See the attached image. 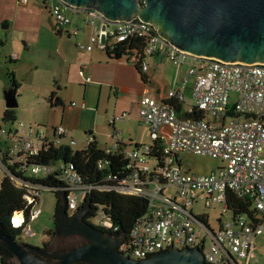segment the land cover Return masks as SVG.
I'll return each mask as SVG.
<instances>
[{
    "label": "built area",
    "instance_id": "obj_1",
    "mask_svg": "<svg viewBox=\"0 0 264 264\" xmlns=\"http://www.w3.org/2000/svg\"><path fill=\"white\" fill-rule=\"evenodd\" d=\"M19 1L21 4L29 2ZM40 1L59 26L71 23L67 15L68 8L75 12L81 9L62 0ZM84 10L89 25L100 24L98 32L91 35L90 42L82 45L88 51L96 44L104 49L106 46L113 49L122 41L138 39L143 47L141 52L134 51L130 56L134 63L141 56L144 59L147 55L166 57L177 66L192 61L181 87L186 86L190 77L194 78V106L190 112L197 108L203 114V117L198 118L179 116L171 104L174 100L182 101L183 95L178 90L169 92L168 99L164 101L145 95L139 104V117L149 129L150 140L162 141L164 166L154 169L148 165L150 144L127 148L119 134L114 135V144L105 149L110 153L124 148L132 172L119 185L104 186L101 189H115L120 193L144 196L149 200L148 210L133 228L130 242H121L119 250L130 257L133 255L136 260H142L173 248H200L206 263L210 262L207 264H234L231 256L238 263V260L247 263L255 256L256 237L264 232V63H224L215 58L195 56L178 50L160 36L153 24L145 23L139 17L131 21H113L96 9ZM103 26H106L105 30ZM101 34L106 36L104 44L101 42ZM143 59L140 61V69L146 71L148 66ZM79 75L84 82L91 81L84 70ZM71 105L77 104L71 102ZM81 106L85 107V103ZM127 116V112L115 114L109 117L108 122L114 124ZM1 126L0 123V164L5 170V176L11 177L18 187L26 189L24 200L26 207H31L29 223L24 225V211L17 212L11 223L12 226L13 222L16 223L13 227L23 226V232H30V222L40 215L42 195L49 187L14 176L3 161L4 154L7 153L11 158V163L24 162L26 158L44 149L49 138L57 146L75 147L77 140L69 135V130L62 124L53 127L51 132L46 128L34 130L22 123L14 131H5ZM3 134L7 135L9 143L4 144ZM93 141L94 137L88 134L84 148ZM179 152L210 156L221 160L222 164L208 175H196L180 163ZM24 167L27 168L26 165ZM30 170L33 174L42 173L45 176L61 172V178L69 184L64 194L70 217L79 211L86 194L93 189L92 186L83 185L79 175L61 162L56 166L34 165ZM153 171L156 176L149 178ZM160 179L166 183H160ZM169 187L174 188V193H167ZM231 196L250 200L260 215V222L233 216L227 223L220 220L214 229L208 222H203L187 210L183 203L195 204L202 200L206 208L213 203H221L226 212L229 211L228 200ZM102 226L111 227L112 224L103 221ZM207 237L212 244L210 251L204 250ZM130 249L131 252H128Z\"/></svg>",
    "mask_w": 264,
    "mask_h": 264
},
{
    "label": "crops",
    "instance_id": "obj_2",
    "mask_svg": "<svg viewBox=\"0 0 264 264\" xmlns=\"http://www.w3.org/2000/svg\"><path fill=\"white\" fill-rule=\"evenodd\" d=\"M84 9L75 12L68 8L71 23L59 26L40 0L27 4L0 0V82L6 84L7 73H14L19 83L17 101L22 97V83L36 84L33 102H38L42 118L51 130L59 124L65 126L81 145L78 149L86 146L88 134L103 150L114 144L115 134L129 146L148 144L150 137L143 141L134 123L138 120L149 132L139 117L141 99L150 95L164 101L169 92L178 90L183 99L177 113L181 117L189 114L194 106V78L190 77L184 88L181 84L192 61L177 66L166 57L147 55L143 60L148 69L143 71L126 57L110 58L99 44L84 50L80 43L87 44L100 28V24H87ZM38 70H44L45 76L33 74ZM81 70L91 77L90 82L83 81ZM122 112L128 116L114 124L106 121L109 125H105V117Z\"/></svg>",
    "mask_w": 264,
    "mask_h": 264
},
{
    "label": "water",
    "instance_id": "obj_3",
    "mask_svg": "<svg viewBox=\"0 0 264 264\" xmlns=\"http://www.w3.org/2000/svg\"><path fill=\"white\" fill-rule=\"evenodd\" d=\"M62 1L73 7L96 9L113 21H131L139 17L153 24L160 36L178 50L195 56L215 58L224 63H264V0ZM100 38L106 43L105 34ZM5 100L7 108L18 107L14 91L5 90ZM62 200L56 225L59 221V227L65 226L67 234L81 231L89 242L70 249L54 262L49 259L54 255L48 248L20 243L0 226V240L20 264H207L200 248H173L142 260L132 259L119 250L121 236L89 224L84 217L85 207L70 217L65 194ZM230 258L234 264H239L233 256Z\"/></svg>",
    "mask_w": 264,
    "mask_h": 264
},
{
    "label": "trees",
    "instance_id": "obj_4",
    "mask_svg": "<svg viewBox=\"0 0 264 264\" xmlns=\"http://www.w3.org/2000/svg\"><path fill=\"white\" fill-rule=\"evenodd\" d=\"M143 43L138 39H129L122 41L111 49L106 46V51L112 59H120L126 57L130 60V56L134 51L141 52ZM135 63L137 68L141 67V60ZM6 90H12L15 93L19 88V83L14 77V73L9 71L7 73ZM175 110L179 113L181 109V102L174 100L171 102ZM184 117H203V114L197 108ZM17 120V110L15 108H7L3 114L1 124L15 123ZM12 131V129L10 130ZM151 151L147 155V163L154 169L161 168L165 163V154L163 151L162 141L156 140L150 143ZM144 144H134V146H125L127 148H139ZM151 160L153 162H151ZM4 163L11 169L14 176L32 184H39L43 187H49V190L56 196V214L63 205L62 196L65 189L69 186L63 178L61 172L57 171L53 174L45 176L44 174L31 173L30 167L34 165H55L59 162L76 172L83 185L92 186L93 189L86 194L81 207H85V219L89 220L97 215L101 210L104 216L103 221H108L112 224L111 227L97 226L114 236H121L123 243L130 242V236L133 228L141 216L148 210V198L144 196L120 193L115 189H101L104 186L115 187L126 179L132 170L128 167L130 160L124 153V148L114 150L110 153L105 149H101L94 141L87 148H74L68 145L57 146L49 139H47L45 148L38 154L26 158L24 162L11 163V158L6 154L3 157ZM179 163V161H178ZM24 165L27 166L24 167ZM156 171V170H155ZM156 176L153 171L149 178ZM160 183L165 184L163 179ZM26 189L18 187L11 177L5 176L0 187V226L4 231L12 236L15 240L23 232V226L13 227L11 219L17 212L24 211L25 224L30 221L31 207H26L24 195ZM228 210L235 218L242 217L248 221L260 222L259 213L253 208L250 200L238 199L231 196L228 200ZM203 222L207 220L202 216L198 217ZM220 222V220H218ZM48 234L54 236L55 230H51ZM49 244L45 245L47 248ZM15 258L8 246L0 240V264H11ZM73 264H88L85 262Z\"/></svg>",
    "mask_w": 264,
    "mask_h": 264
},
{
    "label": "rangeland",
    "instance_id": "obj_5",
    "mask_svg": "<svg viewBox=\"0 0 264 264\" xmlns=\"http://www.w3.org/2000/svg\"><path fill=\"white\" fill-rule=\"evenodd\" d=\"M88 24V23H87ZM91 26V25H90ZM90 42V40H89ZM82 43H80V47H82ZM20 49L23 51V47L21 45ZM87 50V49H84ZM88 51V50H87ZM33 74H40L45 76L44 70L34 71ZM50 80V79H49ZM22 97L18 100L19 106L16 108L17 110V120L15 123H3L2 129L5 131L16 130L20 127L21 123L26 127H32L34 130H41L46 128L47 131H50L49 123L42 118V111L38 104V102H33L34 93L37 91L36 84L26 81L22 83ZM6 84L0 82V121L2 120L3 109L6 108V100H5V90ZM110 117V116H109ZM107 117H105V125L109 124ZM136 124L135 128L139 131V137L146 141L149 139V132L146 127H142L138 120L134 121ZM2 141L5 143H9V139L6 134L2 135ZM71 147H74L71 145ZM81 145L78 144L74 148H80ZM178 160L183 166L189 170V172L196 175H208L211 172H214L218 169V167L222 164L221 160L212 158L210 156L198 155L190 152H179ZM151 162H153L151 160ZM5 177V170L3 166L0 164V187L2 181ZM174 188L169 187L167 189V193H174ZM186 206L187 210L192 211V213L197 217H205L208 224L216 229L219 225L218 220H221L223 223L230 222L233 218V214L230 211H224L223 204L221 203H213L211 207L206 208L202 200H199L195 204H189L183 202ZM41 213L40 215L33 221L30 222V232L24 231L18 237L17 241L26 245L35 246L38 248H44L45 245H48L49 253H52L54 256H49L54 262L59 261V256L63 253L69 251L70 249L86 244L89 240L84 237L81 231L74 232L71 234H67L65 231V226L59 227L57 223V215H56V196L53 192L45 191L42 195L41 202ZM104 216L102 211L100 210L97 215L88 220V223L97 227L101 226L103 222ZM70 222V221H69ZM13 226H16V223L13 222ZM55 230V235L52 236L48 234L49 231ZM72 231V230H71ZM256 249L255 256L250 258L247 263L243 260H238L239 264H264V232L258 235L255 239ZM211 241L207 237L204 250L210 251L211 249ZM180 249V248H179ZM126 251V249L124 248ZM132 259H135L133 255H131ZM136 260V259H135ZM210 263V262H207ZM11 264H20L16 258H14Z\"/></svg>",
    "mask_w": 264,
    "mask_h": 264
}]
</instances>
